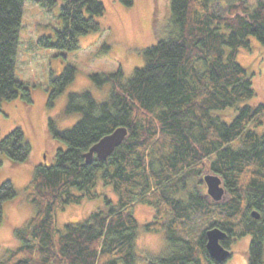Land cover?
Wrapping results in <instances>:
<instances>
[{"label":"trees","instance_id":"16d2710c","mask_svg":"<svg viewBox=\"0 0 264 264\" xmlns=\"http://www.w3.org/2000/svg\"><path fill=\"white\" fill-rule=\"evenodd\" d=\"M25 1L0 0V103L32 101L15 71ZM32 1L43 7L56 3ZM62 1L56 38L39 42L71 52L79 49L81 36L101 30L95 18L106 8L99 0ZM171 12V35L143 52L145 66L131 79L124 81L122 70L93 76L99 84H113L107 101L98 102L88 91L72 93L66 114H81L80 121L66 130L49 121V132L65 149L58 150L54 164L36 167L27 200L38 211L15 231L21 246L0 264H137V203L156 209L146 229L166 231L169 242L165 255L151 264H226L207 250L213 228L227 233L226 248L250 235L248 264H264V132L253 128L264 120V104L241 106L255 90L252 74L237 61L242 49H251L252 38L264 45V0H171ZM75 77L76 69L68 66L52 78L50 105ZM119 127L129 134L113 154L87 162L91 148ZM31 154L21 128L0 139V156L14 164L28 162ZM205 171L221 177V201L197 186L188 189ZM100 185L117 200L101 195ZM17 195L11 180L0 185V224L4 203ZM85 199H102L104 207L60 230L57 213Z\"/></svg>","mask_w":264,"mask_h":264},{"label":"rangeland","instance_id":"374dc122","mask_svg":"<svg viewBox=\"0 0 264 264\" xmlns=\"http://www.w3.org/2000/svg\"><path fill=\"white\" fill-rule=\"evenodd\" d=\"M99 1L106 8L103 16L95 18L101 30L81 36L79 49L71 52L45 47L39 42L44 37L56 38L57 30L62 27L63 1L56 0L52 7H43L32 0L25 1L15 71L17 79L30 90L32 101L27 103L19 97L0 103V139L14 129L21 128L32 147V154L28 162L20 164L12 163L5 155L0 156V185L11 180L18 193L14 200L3 205L0 261L21 246L15 231L26 226L38 211V205L27 200V187L36 167L54 164L58 150L65 149V145L54 139L49 132V121L53 120L60 130L74 127L82 116L66 114L72 93L88 91L98 102L107 101L113 84H99L93 76L104 77L122 70L124 81L131 79L136 69L145 66L143 52L157 45L160 40L167 39L172 33L171 0H134L132 6H127L122 0ZM249 2L253 4L255 0ZM251 41V49H242L237 61L252 74L255 96L241 106L264 104V45L255 38ZM68 66L76 69L75 80L50 105L52 78L60 76ZM253 128L264 132V120ZM206 174L209 173L205 171L192 179L188 189L197 186L207 194L208 189L203 180ZM97 190L101 195L117 200L110 188L100 185ZM103 207L102 199H85L81 204H69L57 213V227L63 231L67 224L83 222L92 212ZM156 213V209L147 204L137 203L134 207L135 217L140 224L135 249L137 264H151L152 258L165 255L168 251L166 231L146 229L147 224L156 220ZM251 240L250 235L235 238L230 244L232 256L226 264H248L247 252Z\"/></svg>","mask_w":264,"mask_h":264},{"label":"water","instance_id":"95a60500","mask_svg":"<svg viewBox=\"0 0 264 264\" xmlns=\"http://www.w3.org/2000/svg\"><path fill=\"white\" fill-rule=\"evenodd\" d=\"M128 134L129 131L126 127H119L113 133L105 136L86 155L87 162L92 161L95 155L101 160H107L123 143ZM204 181L207 185L208 195L214 201H221L226 193L221 177L209 173L205 175ZM252 215L257 219L261 217L257 211H254ZM226 238L227 233L219 228H213L207 232V250L209 255L218 262H226L232 256L231 250L222 244Z\"/></svg>","mask_w":264,"mask_h":264},{"label":"flooded vegetation","instance_id":"af4514ba","mask_svg":"<svg viewBox=\"0 0 264 264\" xmlns=\"http://www.w3.org/2000/svg\"><path fill=\"white\" fill-rule=\"evenodd\" d=\"M230 249V247H228ZM231 250V249H230Z\"/></svg>","mask_w":264,"mask_h":264}]
</instances>
